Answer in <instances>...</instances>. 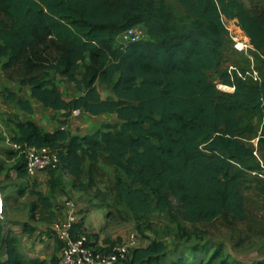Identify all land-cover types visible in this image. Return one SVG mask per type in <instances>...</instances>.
I'll use <instances>...</instances> for the list:
<instances>
[{"label":"trees","instance_id":"16d2710c","mask_svg":"<svg viewBox=\"0 0 264 264\" xmlns=\"http://www.w3.org/2000/svg\"><path fill=\"white\" fill-rule=\"evenodd\" d=\"M177 1L186 14L153 0H0V67L10 80L19 76L20 91L30 87L34 101L63 112L55 132L19 121L11 140L57 152L60 166L91 187L103 160L114 170L116 203L138 223L155 211L192 226L221 217L244 221L243 171L264 164V131L258 148L244 141L255 131L250 119H264V8L249 10L243 0ZM224 18L237 20L262 58L260 83L220 73L233 93L219 91L209 77L221 65L229 34ZM132 27L146 38L121 44L120 35ZM51 73L81 94L65 99ZM98 85L114 96L103 99ZM5 103L34 113L31 102L12 91ZM77 110L117 115L119 124L75 136L68 125ZM19 169L24 175L23 157ZM39 199L45 209L51 206L49 198ZM83 229L81 220L73 237ZM3 232L0 224V240ZM62 247L57 239V250ZM7 249L0 264H25L16 239ZM167 252L153 242L134 249L127 264L159 263Z\"/></svg>","mask_w":264,"mask_h":264},{"label":"rangeland","instance_id":"374dc122","mask_svg":"<svg viewBox=\"0 0 264 264\" xmlns=\"http://www.w3.org/2000/svg\"><path fill=\"white\" fill-rule=\"evenodd\" d=\"M153 2L155 5H168L178 14H186L185 8L177 0H153ZM243 2L249 10L256 7L264 8L263 0H243ZM259 4L261 6H258ZM224 24L229 30L239 33L237 20L224 18ZM249 56L253 57V63L259 68L262 64V58L250 49L248 54L237 52L231 35L228 34L224 39L221 65L218 71L209 73L211 81L219 85L220 73L230 72L235 68L239 71L249 69L252 65ZM10 74V72L8 73L0 67V83H4L3 79L6 80L7 86L15 83V86L12 85L11 88L7 86L4 88L3 100H0L1 118H4L5 115L4 122L8 125V121H10L12 123L10 128H13L15 122L29 118V114L24 113L14 104L5 103V94L8 91L12 90L13 87L20 90L18 84L19 76L13 74L14 79L10 80ZM51 78L60 88V92L65 99L70 100L81 94L73 84L60 75L51 73ZM98 87L102 95L111 94L114 96L107 87L102 85H98ZM24 90L25 88L20 92ZM5 108L13 111H8L7 113ZM41 113H44V110ZM74 119L84 124L78 125V127L85 129L84 132H93L97 128V126H93L97 125V122L86 117L84 113L79 116H71L70 120ZM114 119L115 117H109L107 122H112ZM102 123L101 128L109 124ZM116 123V125L119 124L118 120ZM250 123L253 124L255 131L251 134H245L244 141L249 147L258 148V138L264 131V119L256 116L250 119ZM11 130L8 129L7 132L11 133ZM258 156H260L259 153ZM62 167L59 166L54 170L58 171L60 168L61 172L65 173V169ZM97 167L93 171L95 189L88 188L84 191L86 202L89 204L103 202L105 206H108V210L111 211L110 219L107 220L104 229L102 228L95 234L97 239L104 240L110 245L122 243L131 234H135L139 238V246L162 242L168 247V252L164 258L160 259L159 263L155 262V264H222L224 262L230 264H264V182L253 177L250 171H243L246 181L242 187V193L247 209L244 221L221 217L210 223L192 226L179 219L174 221L166 215H161L158 211L153 212L146 221L138 223L123 206L118 205L115 201L113 168L103 160ZM54 170L46 172L52 174ZM68 201L76 203L79 222L83 220L82 214L89 207L81 206L77 199L72 196V198H67L65 204L63 203L64 209ZM63 219L60 220L62 221ZM60 220L57 223L61 222ZM34 221L39 220L35 218ZM30 224L32 223L25 224V228H30ZM217 253L220 254L219 258H216ZM130 259L131 255L126 261L119 263L127 264Z\"/></svg>","mask_w":264,"mask_h":264},{"label":"crops","instance_id":"0c3cea01","mask_svg":"<svg viewBox=\"0 0 264 264\" xmlns=\"http://www.w3.org/2000/svg\"><path fill=\"white\" fill-rule=\"evenodd\" d=\"M258 6L261 5L259 4ZM3 82L0 83V100H3V90L7 86L6 80L3 79ZM12 85L15 86V83H11L7 87L11 88ZM10 91L17 93L19 98L29 100L34 108V113L29 115V118L21 120V122L33 121L50 133L55 132L60 127V120H63V112L46 109L41 103L34 101L31 98L30 87H25L23 92H20L16 87H13ZM101 96L103 99L113 97L111 94L102 95V93ZM5 110L7 113L8 111H13L6 108ZM43 110L44 113H41ZM1 114L0 187L2 188L5 208L3 211L4 218L0 220V224L4 228L3 237L0 240V260L8 259L7 241L16 239L18 241V250L24 257L25 264H53L55 259L58 261L60 251L57 250V238L53 232V227L60 219L65 217L66 209H64L63 203L65 204L67 198H72V196L77 199L81 206L89 207L82 214L83 231L85 233L88 232L87 234L91 236L97 248L104 249L107 247L109 244L104 242V240L97 239L95 234L102 228L104 229L107 220L110 219L111 211L108 210V206H105L103 202L99 204L95 202L87 203L84 195V191L88 188L95 189V187L89 186L88 179L85 177L78 182L75 181L66 170L65 173L67 174L61 172L60 168L58 171H52V174L45 171L35 176H29L25 171L24 175L21 176L22 173L19 169L20 158L9 145L18 121L13 124V128H10L12 123L8 121L7 125L4 122L5 115L4 118H1ZM85 116L97 122V125H93L97 126L96 130L101 129L102 122L116 125L118 120L117 115L111 114H103L96 117L85 114ZM109 117H115L116 120L107 122ZM78 125L84 124L76 119L69 121L68 129L73 135L85 136L92 133L90 131L84 132L85 129L78 127ZM8 129H12L11 133L7 132ZM53 187L55 192L52 194ZM39 194L49 198L48 203L51 204L49 208L45 209L42 206ZM35 218L39 221H34ZM29 222L32 223L30 224L31 227L25 228V224ZM148 246L142 247L146 248Z\"/></svg>","mask_w":264,"mask_h":264},{"label":"built area","instance_id":"2783aa9c","mask_svg":"<svg viewBox=\"0 0 264 264\" xmlns=\"http://www.w3.org/2000/svg\"><path fill=\"white\" fill-rule=\"evenodd\" d=\"M238 26V24H237ZM227 28V27H226ZM239 33L231 31L227 28L231 38L234 42V48L239 53L248 54L249 49L255 51L251 45L250 39L242 32L238 26ZM146 38L145 31L141 28H128L119 37L121 44H132L142 41ZM252 65L247 70L233 69L229 73L236 74L240 78L251 82L260 83L262 81V74L258 67L253 63V57L249 56ZM221 92L233 93L234 88L223 84L216 85ZM83 112L77 110L73 112L72 116H79ZM11 149L17 154L19 158H24L25 169L29 176H35L40 172H45L51 169H56L61 165L59 154L50 149H37L27 144L10 141ZM255 155L258 157L257 151ZM261 170L250 172V174L264 181V164L261 161ZM5 208L2 188L0 187V220L3 217ZM66 215L64 219L55 224L53 232L56 238L61 241L63 247L58 258V264H117L126 261L131 255L132 251L139 246V238L135 234H131L124 242L117 244H110L104 249L97 248L91 236L87 233H80L75 239L73 237L74 227L79 222L78 208L75 202L68 201L65 205Z\"/></svg>","mask_w":264,"mask_h":264}]
</instances>
